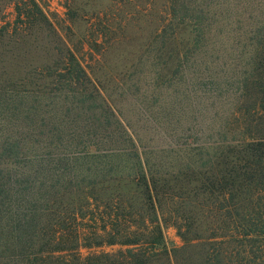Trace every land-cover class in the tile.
Wrapping results in <instances>:
<instances>
[{"label": "trees", "instance_id": "1", "mask_svg": "<svg viewBox=\"0 0 264 264\" xmlns=\"http://www.w3.org/2000/svg\"><path fill=\"white\" fill-rule=\"evenodd\" d=\"M143 1L151 13L160 0L65 7L94 26L92 48H112ZM163 2L118 81L83 63L38 0L0 25V55L55 37L54 57L23 53L21 71L0 73V264H264V0ZM202 93L232 95L230 113L203 121ZM169 225L182 245L165 242Z\"/></svg>", "mask_w": 264, "mask_h": 264}, {"label": "rangeland", "instance_id": "2", "mask_svg": "<svg viewBox=\"0 0 264 264\" xmlns=\"http://www.w3.org/2000/svg\"><path fill=\"white\" fill-rule=\"evenodd\" d=\"M19 0H0V25L10 22L16 24L17 12L15 8V3ZM41 6L45 9L50 19L55 25L57 34L62 37V39L74 49L85 65L90 66V69L94 71L97 75H100L104 79H111L112 81H118L122 76V73L128 70L134 62H136V54H140L139 50L146 44V42L153 35L159 25V17L163 15L162 10L165 3L160 0L155 8L149 13L145 11L144 1L136 9L140 13L136 14L134 19L130 22V27L126 31L127 39L125 42L118 41L112 48L108 47V42H104L105 45L102 47L93 46L92 48L88 40L92 41L94 35H92L93 30L87 21L83 18H78L76 21L69 19L67 15V8L65 7V0H38ZM101 1V0H97ZM106 1V0H103ZM143 8V9H142ZM83 16L84 13L81 12ZM85 17V16H83ZM92 26V25H91ZM94 28V26H92ZM97 33V32H95ZM98 35V34H97ZM120 36V31L113 30L112 38ZM97 37V36H96ZM54 39L49 31H44V33L36 32L35 37L27 36L25 37V42L20 41V43L11 42L10 45L4 47L11 50L10 52L2 51L0 55V73L6 71L16 72L21 71V68L17 66L18 63L22 61V56L24 54L28 55L27 63L38 64L46 61L48 57H54L53 52ZM10 40V39H8ZM106 46V50L103 48ZM102 49V54L98 53L99 49ZM108 48V50H107ZM18 49H22L21 52ZM3 50V47H0ZM12 52V53H11ZM14 53V54H13ZM16 54H19L20 59L17 61ZM21 54V55H20ZM18 56V57H19ZM98 59V61H96ZM24 63V62H23ZM22 65V63H20ZM34 65V64H33ZM205 105L206 113L202 112L200 118L203 121H210L209 117L213 118V112L219 110L223 111V117L230 113V99L232 95L224 94L220 98L210 97V93H202ZM215 104L212 106V104ZM225 118L218 119L219 122H223ZM169 133V134H168ZM164 133V129H157L155 132H149L150 135H155L159 137L160 140L170 138L174 136L171 131ZM192 134H185V137H192ZM187 137V138H188ZM192 139V138H189ZM165 242L169 247H177L183 244L181 237L178 234L177 228L173 225L165 227ZM116 245L114 249L119 248Z\"/></svg>", "mask_w": 264, "mask_h": 264}]
</instances>
